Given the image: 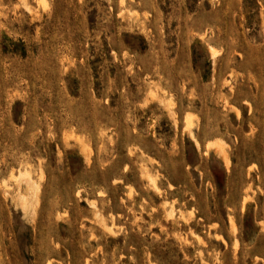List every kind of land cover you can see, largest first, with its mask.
Masks as SVG:
<instances>
[{"label":"rangeland","instance_id":"374dc122","mask_svg":"<svg viewBox=\"0 0 264 264\" xmlns=\"http://www.w3.org/2000/svg\"><path fill=\"white\" fill-rule=\"evenodd\" d=\"M0 264H264V0H0Z\"/></svg>","mask_w":264,"mask_h":264},{"label":"bare ground","instance_id":"6f19581e","mask_svg":"<svg viewBox=\"0 0 264 264\" xmlns=\"http://www.w3.org/2000/svg\"><path fill=\"white\" fill-rule=\"evenodd\" d=\"M218 143V142H217ZM213 144H215V143H213ZM219 145V143L217 144V145H215L216 147ZM214 145H213V147H215ZM218 149V148H217ZM20 171V170H19ZM33 174V173H32ZM18 176V175H17ZM33 176V175H32ZM19 177L22 179V180H24V182L25 183H27L29 186L31 185V186H35L34 185V183L32 182V180H31V178H30V176H29V171H27V170H24V171H21L20 172V174H19ZM17 179V178H16ZM33 179V178H32ZM19 181H20V179H19ZM153 182H154V180H153ZM23 183V182H22ZM26 184V185H27ZM36 187V186H35ZM34 187V188H35ZM37 189V188H36ZM31 191V190H30ZM31 193V192H30ZM36 193V192H35ZM24 197V196H23ZM24 199H26V198H24ZM20 200V199H19ZM20 202V201H19ZM22 202V201H21ZM20 202V203H21ZM25 203V202H24ZM23 203V204H24ZM22 207H24V206H22ZM24 209V208H23ZM28 209V208H27Z\"/></svg>","mask_w":264,"mask_h":264}]
</instances>
